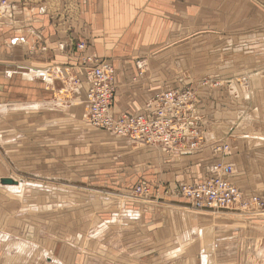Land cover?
<instances>
[{"label":"rangeland","instance_id":"1","mask_svg":"<svg viewBox=\"0 0 264 264\" xmlns=\"http://www.w3.org/2000/svg\"><path fill=\"white\" fill-rule=\"evenodd\" d=\"M250 6L241 12L244 21L233 19L235 35L211 38V67L194 69V86L230 96L221 104L228 106L227 129L212 143L203 135L198 150L171 151L163 161L208 150L231 165L244 193L264 200V3ZM189 55L201 62L205 52ZM192 84L177 88L194 93L202 128L206 106H196ZM14 101L0 110V178L18 182L10 190L25 185L9 194L0 184V264H264V213L195 210L176 192L193 182L162 172L158 157H139L137 148L90 126L82 113L43 131L38 126L62 114L29 109L21 97ZM217 143L228 152L214 153ZM146 149L142 154L156 150ZM138 185L149 191L134 193Z\"/></svg>","mask_w":264,"mask_h":264},{"label":"crops","instance_id":"2","mask_svg":"<svg viewBox=\"0 0 264 264\" xmlns=\"http://www.w3.org/2000/svg\"><path fill=\"white\" fill-rule=\"evenodd\" d=\"M11 2L15 8L10 14L4 15V10H0V110H6L3 103L15 104L14 100L21 97L29 109L62 114L38 126L45 131L51 124L57 123L61 128L72 119L76 122L80 113L86 121L85 93L90 78L87 66L80 65L84 57L106 61L115 69L113 111L116 115L148 113L159 92L196 82L195 66L211 67V38L235 35L230 33L234 30L230 28L233 19L239 17L242 21L244 7L251 5V9L258 10L253 5L264 0ZM253 18L257 20L258 13ZM79 42H85L83 51L75 48ZM196 50L205 52L201 62H195V53L189 55ZM192 85L197 91L196 106H206L199 111L205 143H212L218 133L227 129L228 121L223 115L228 106L221 104L230 96L226 91ZM58 94L64 96L60 103L56 101ZM126 146L137 148L142 155L139 157H158L156 164L161 165L162 172L186 174V182L202 180L201 174L206 173L212 160H217L208 150H201L172 163L164 162L167 153L161 149L142 154L141 149L145 151L147 146L124 143ZM187 174L191 175L187 177ZM232 178L233 175L229 180L240 188ZM24 185L20 183L17 191L10 190L14 186L4 187L9 194H17Z\"/></svg>","mask_w":264,"mask_h":264},{"label":"built area","instance_id":"3","mask_svg":"<svg viewBox=\"0 0 264 264\" xmlns=\"http://www.w3.org/2000/svg\"><path fill=\"white\" fill-rule=\"evenodd\" d=\"M11 0H0V9L6 13L14 10ZM79 51L85 42L76 45ZM90 85L85 93L87 123L109 135L140 142L147 147L165 153L195 151L201 148L203 131L197 125L194 109V93L191 89H167L153 99L148 113L116 115L113 111L115 95V69L106 61L84 57ZM78 83V80L75 81ZM227 144H214L213 152L219 156L228 152ZM231 165L218 161L210 167L205 178L197 183L177 187L178 195L186 199L195 210L241 211L245 214L264 213V200L248 195L233 184L229 177ZM146 186H136L134 193H147Z\"/></svg>","mask_w":264,"mask_h":264},{"label":"water","instance_id":"4","mask_svg":"<svg viewBox=\"0 0 264 264\" xmlns=\"http://www.w3.org/2000/svg\"><path fill=\"white\" fill-rule=\"evenodd\" d=\"M108 134V133H106ZM109 135V134H108ZM112 137L115 138V140L117 141H120L122 143H125V144H128V145H135V144H141L140 142H133V141H130L128 139H125V138H120V137H117V136H113L111 135ZM142 145V144H141ZM0 184L4 187V186H14L17 184V182L15 180H13L12 178H8V177H4V178H0Z\"/></svg>","mask_w":264,"mask_h":264},{"label":"bare ground","instance_id":"5","mask_svg":"<svg viewBox=\"0 0 264 264\" xmlns=\"http://www.w3.org/2000/svg\"><path fill=\"white\" fill-rule=\"evenodd\" d=\"M1 10V9H0ZM17 182V181H16ZM18 185V182H17V184L16 185H14V186H17Z\"/></svg>","mask_w":264,"mask_h":264}]
</instances>
